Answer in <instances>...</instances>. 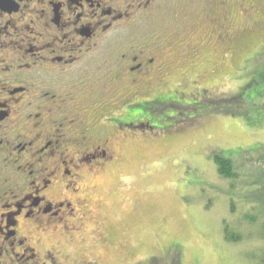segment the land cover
<instances>
[{"label":"flooded vegetation","instance_id":"1","mask_svg":"<svg viewBox=\"0 0 264 264\" xmlns=\"http://www.w3.org/2000/svg\"><path fill=\"white\" fill-rule=\"evenodd\" d=\"M158 1L0 0V264H15L14 250L25 244L31 253L24 259L45 264L39 254L45 237L72 239L82 231L85 216L78 213L88 200L76 194L83 163L103 169L120 145L136 141L135 130H157L161 107L173 97L213 99L195 77L174 86L163 79L191 46L159 31L154 40L144 38L141 22ZM207 3L209 33L220 30L229 41L245 12L241 2ZM187 16L183 31L193 34ZM131 33L134 39L122 43ZM137 107L150 115H133L142 111ZM44 252L56 264L55 252Z\"/></svg>","mask_w":264,"mask_h":264},{"label":"rangeland","instance_id":"2","mask_svg":"<svg viewBox=\"0 0 264 264\" xmlns=\"http://www.w3.org/2000/svg\"><path fill=\"white\" fill-rule=\"evenodd\" d=\"M207 1L160 0L141 30L145 39L154 40L159 31L169 41H189L186 55L173 61L163 79L174 86L195 77L213 99L173 97L171 106L161 107L157 130H135L136 141L120 145L118 156L103 169L83 163L76 195L88 200L78 213L85 216V227L72 239L45 237L40 253L34 250L40 261L53 264L44 258L45 250L55 252L56 264H255L252 259L260 257L257 226L241 220L245 195L235 183L231 211L230 180L219 176L214 155L231 157L247 169L253 163L244 153L252 154L254 145L264 150V95L254 97L264 94V0H238L245 12L238 14L229 41L220 30L209 33ZM185 11L193 34L189 27L183 31ZM133 34L122 43L132 41ZM202 69L206 76L198 78ZM151 86L157 88L155 82ZM137 108L142 111L133 115H150ZM175 121L178 127L165 129ZM101 123L95 122L93 132ZM95 214L102 218L99 224L93 222ZM225 220L243 232L240 242L224 240ZM28 247L15 248V264H37L24 259L31 253Z\"/></svg>","mask_w":264,"mask_h":264},{"label":"trees","instance_id":"3","mask_svg":"<svg viewBox=\"0 0 264 264\" xmlns=\"http://www.w3.org/2000/svg\"><path fill=\"white\" fill-rule=\"evenodd\" d=\"M262 95L264 94L260 92L255 94L254 97ZM248 98L250 100L254 99L249 96ZM260 118L261 117H258V120H260ZM256 146L257 145L250 147L253 152L252 154L244 153L247 158H252V160L250 159V163H253L250 167L248 166L247 169L244 168L245 170L242 168V163H238L231 157H226L222 154L214 155V163L219 176L230 180V189L228 188L226 192L231 196V211H234L236 203L233 198V195L236 194L235 183L239 185L242 189V193L245 195V199L243 200L241 198V200L247 205V208L241 220L251 226L256 225L257 234L261 239L259 245L255 247V250H257L256 248H260L259 252L261 255L258 259L252 260H254L255 264H264V150L261 149L263 145L259 147ZM243 237L244 234L238 226L235 228L229 221H224L223 238L225 241L240 242Z\"/></svg>","mask_w":264,"mask_h":264}]
</instances>
